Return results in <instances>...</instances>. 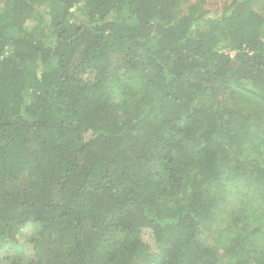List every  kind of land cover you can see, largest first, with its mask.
<instances>
[{
  "label": "trees",
  "instance_id": "trees-1",
  "mask_svg": "<svg viewBox=\"0 0 264 264\" xmlns=\"http://www.w3.org/2000/svg\"><path fill=\"white\" fill-rule=\"evenodd\" d=\"M207 2L0 0V264H264V0Z\"/></svg>",
  "mask_w": 264,
  "mask_h": 264
},
{
  "label": "rangeland",
  "instance_id": "rangeland-1",
  "mask_svg": "<svg viewBox=\"0 0 264 264\" xmlns=\"http://www.w3.org/2000/svg\"><path fill=\"white\" fill-rule=\"evenodd\" d=\"M190 2H195L196 0H189ZM231 0H208L206 7L208 9H211L214 12H218L219 13L223 10V8L230 2ZM257 9L260 10V6H261V2H257L256 4ZM144 239L151 243L154 246V240H153V236L151 233V230L146 229L144 230L143 233ZM24 243V244H23ZM21 244L23 245V249L25 248V251L27 252L30 249V246L28 243L23 242V240L21 241ZM30 251V250H29ZM28 251V252H29ZM15 250L12 248H9V250L7 251V255H10V257H14L15 255ZM28 252L26 253V256L28 255Z\"/></svg>",
  "mask_w": 264,
  "mask_h": 264
}]
</instances>
